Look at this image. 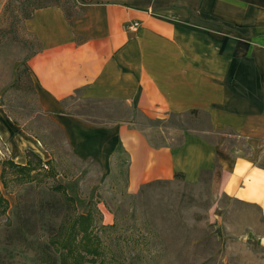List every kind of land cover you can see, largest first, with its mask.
I'll use <instances>...</instances> for the list:
<instances>
[{
    "label": "crops",
    "instance_id": "1",
    "mask_svg": "<svg viewBox=\"0 0 264 264\" xmlns=\"http://www.w3.org/2000/svg\"><path fill=\"white\" fill-rule=\"evenodd\" d=\"M76 9L67 17L48 4L23 21L37 43L27 62L39 108L72 155L124 175L129 192L218 168L227 195L264 212V0H77ZM72 99L111 104V118H85ZM0 139L16 163L27 149L49 158L1 108Z\"/></svg>",
    "mask_w": 264,
    "mask_h": 264
},
{
    "label": "rangeland",
    "instance_id": "2",
    "mask_svg": "<svg viewBox=\"0 0 264 264\" xmlns=\"http://www.w3.org/2000/svg\"><path fill=\"white\" fill-rule=\"evenodd\" d=\"M22 1L0 0V108L41 142L49 158L33 151L45 164L30 155L32 170L9 164L3 170L7 186L0 177V191L7 203L0 207V264H73L71 251L81 253L80 264H264V212L227 195L218 168L195 183L174 177L129 192L124 175H100L93 163L72 155L61 130L39 108L23 68L37 43L23 28L29 6ZM60 3L71 12L70 1ZM19 69L21 79L12 87ZM113 107L78 100L70 110L104 122ZM3 159L11 157L0 139ZM89 207L88 249L96 247V255L85 253L87 238L76 228L77 215Z\"/></svg>",
    "mask_w": 264,
    "mask_h": 264
},
{
    "label": "trees",
    "instance_id": "3",
    "mask_svg": "<svg viewBox=\"0 0 264 264\" xmlns=\"http://www.w3.org/2000/svg\"><path fill=\"white\" fill-rule=\"evenodd\" d=\"M54 2L53 3H49V4H57L59 6H61L65 12V14L67 15V17H70L73 13H77V9H76V6H77V3H76V0H64V1H70L72 3V10L71 12H68L67 9L64 7V5L62 3H60L61 0H53ZM42 0H23L22 3H21V6H29L28 9H26V12L24 14V20L26 18H28L32 12L34 11V9L36 8H39V7H42V6H45V5H48V4H42L41 3ZM23 20V21H24ZM23 68L29 72V79H30V84L36 94V87L34 86L33 84V81H32V78L30 76V73H31V69L28 65V62L26 63H23ZM22 73V69H19L17 71V74H16V79L15 81L12 83V87H15L16 84L18 83V81H20L21 79V76L20 74ZM30 155H34L36 158H37V161H39V163H41L42 165L45 164V163H42L40 157L34 153L33 151L31 150H27L26 151V157H27V160L24 164H19V163H15L12 159H3V160H0V166H1V171H0V177H1V180L4 184V186L6 187L7 186V183L4 179V175H3V170L4 168L6 167V164H9L13 167H17V168H20V169H27V170H32L33 169V166H32V161L30 159ZM45 162V161H44ZM48 162V161H46ZM181 175H178V174H175L174 177H180ZM69 200H72V197L67 195L66 196ZM7 203V200L5 199V197L2 195L1 191H0V207H3V205L5 204L6 205ZM4 208L1 210V212H3ZM77 225H76V228L78 231L81 232V237L83 238H87L86 241H83V245H84V251L85 253H90V254H98V249L96 247H94L93 249H88V241H89V228H90V224H92V221H93V210L91 207L88 208V210L86 211V213L84 214H78L76 219H75ZM86 243V244H84ZM71 256L73 257V264H80L81 263V259H82V255L80 252H77V254L75 255L72 251H71Z\"/></svg>",
    "mask_w": 264,
    "mask_h": 264
}]
</instances>
